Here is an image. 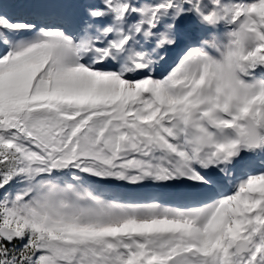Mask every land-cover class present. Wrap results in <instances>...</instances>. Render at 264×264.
<instances>
[{"label":"snow or ice","instance_id":"obj_1","mask_svg":"<svg viewBox=\"0 0 264 264\" xmlns=\"http://www.w3.org/2000/svg\"><path fill=\"white\" fill-rule=\"evenodd\" d=\"M0 264H264V0H0Z\"/></svg>","mask_w":264,"mask_h":264},{"label":"rangeland","instance_id":"obj_2","mask_svg":"<svg viewBox=\"0 0 264 264\" xmlns=\"http://www.w3.org/2000/svg\"><path fill=\"white\" fill-rule=\"evenodd\" d=\"M250 157L246 156L245 159H249ZM259 165V164H258ZM260 166V165H259ZM237 168H239V165L237 166Z\"/></svg>","mask_w":264,"mask_h":264},{"label":"bare ground","instance_id":"obj_3","mask_svg":"<svg viewBox=\"0 0 264 264\" xmlns=\"http://www.w3.org/2000/svg\"><path fill=\"white\" fill-rule=\"evenodd\" d=\"M224 192H226V188L224 187Z\"/></svg>","mask_w":264,"mask_h":264}]
</instances>
